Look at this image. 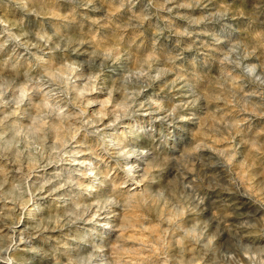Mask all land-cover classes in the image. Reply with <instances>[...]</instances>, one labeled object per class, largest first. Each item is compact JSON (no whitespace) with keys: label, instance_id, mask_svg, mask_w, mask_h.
<instances>
[{"label":"rangeland","instance_id":"374dc122","mask_svg":"<svg viewBox=\"0 0 264 264\" xmlns=\"http://www.w3.org/2000/svg\"><path fill=\"white\" fill-rule=\"evenodd\" d=\"M97 263L264 264V0H0V264Z\"/></svg>","mask_w":264,"mask_h":264},{"label":"bare ground","instance_id":"6f19581e","mask_svg":"<svg viewBox=\"0 0 264 264\" xmlns=\"http://www.w3.org/2000/svg\"><path fill=\"white\" fill-rule=\"evenodd\" d=\"M155 106V105H154ZM150 114H153L150 113ZM159 116V115H158ZM157 115H154L151 117L152 121L151 122H148L146 125H144V127L142 126L141 127V130L143 131L142 133L143 134H146V133H150L153 129V126H154V122L158 121L157 120ZM162 117V116H161ZM180 122V121H179ZM170 125V124H169ZM177 126V125H176ZM126 127V126H124ZM180 128V127H179ZM177 129V128H176ZM174 136V135H173ZM173 142V141H172ZM139 147V146H137ZM132 148V147H131ZM136 146H134V148L132 149H129L127 151H124L122 153V162H121V166L125 172V174L130 177V178H133L136 180L137 183H139L140 181H142L144 175H145V169L144 168H140V165H142L147 159L150 158V154L148 153V151H145V152H138V150L140 149H135ZM141 148V147H140ZM112 150V149H111ZM113 161V160H112ZM76 163L82 167H85L87 164L90 163V161H88V159H78L76 161ZM86 169V168H85ZM90 171L89 172H93L92 169H89ZM84 173V172H83ZM97 173V172H96ZM96 173H94V175H96ZM87 179H89L90 176H86ZM100 179V178H99ZM101 182V181H100ZM102 183V182H101ZM140 184H137L134 189H137V187H139ZM134 192V191H133ZM98 196V195H97ZM112 221V220H111ZM114 221V220H113ZM107 223H110V221H105V224ZM108 225V224H107ZM110 225V224H109ZM111 226V225H110ZM107 227V226H106ZM21 230L18 229V230H14V232H17L19 233ZM22 237V236H21ZM23 239V238H22ZM21 243V242H19ZM17 244V243H16ZM13 246V245H12ZM96 263V262H95ZM98 264V263H97Z\"/></svg>","mask_w":264,"mask_h":264}]
</instances>
